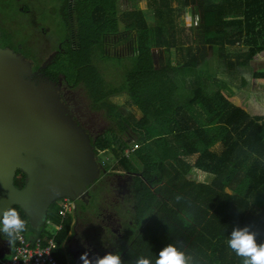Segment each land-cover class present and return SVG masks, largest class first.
Instances as JSON below:
<instances>
[{
  "label": "trees",
  "instance_id": "obj_1",
  "mask_svg": "<svg viewBox=\"0 0 264 264\" xmlns=\"http://www.w3.org/2000/svg\"><path fill=\"white\" fill-rule=\"evenodd\" d=\"M54 1L60 4L66 38L42 73L81 86L91 109L109 121L91 141L101 176L107 177L101 185L105 189L111 177L123 178L133 201V218L122 222L121 237L110 231L102 235L103 254H119L121 264H135L141 256L154 261L172 243L185 252L187 264H242L226 241L233 227L249 226L257 242H264V104L254 99L249 112L230 98L264 86V71H251L250 79L245 75L254 61L264 60V0H128L126 10L119 0ZM137 1L142 8H136ZM188 6L199 18L194 30L201 47L181 41L176 20ZM144 7L154 11L153 23ZM10 44L20 53L16 42ZM98 47L106 56L134 61L120 86H107L93 64ZM179 47L183 59L173 66L170 51ZM155 49L165 53L159 68ZM123 95L140 112L134 126L111 101ZM134 145L139 148L126 157ZM108 154L113 162L102 167L100 159ZM195 171L211 175V181L198 182ZM26 180L18 170L15 188L22 190ZM12 207L27 236L54 239L58 263L74 264L64 251L70 216L58 233L47 222L35 231L24 211ZM60 210L61 199L50 206L46 221L60 223ZM86 211L82 208L81 217L90 222Z\"/></svg>",
  "mask_w": 264,
  "mask_h": 264
},
{
  "label": "water",
  "instance_id": "obj_2",
  "mask_svg": "<svg viewBox=\"0 0 264 264\" xmlns=\"http://www.w3.org/2000/svg\"><path fill=\"white\" fill-rule=\"evenodd\" d=\"M31 72L23 54L0 46V211L19 206L38 231L55 201L81 199L102 169L59 93L26 81ZM18 170L27 178L22 190Z\"/></svg>",
  "mask_w": 264,
  "mask_h": 264
},
{
  "label": "rangeland",
  "instance_id": "obj_3",
  "mask_svg": "<svg viewBox=\"0 0 264 264\" xmlns=\"http://www.w3.org/2000/svg\"><path fill=\"white\" fill-rule=\"evenodd\" d=\"M19 3L17 4L11 0L0 2L1 48H9L11 46L10 42H16L14 47L32 63V72L29 75H25V80L36 86H51L54 92L59 93L68 114L82 126L89 134L91 141H93L110 127V123L104 114L91 109L90 101L81 86L70 84L63 76L57 82H54L42 73V70L51 64L62 51V43L66 38V29L60 14V4L54 0H31L30 3L27 0H21ZM119 4L121 10L128 8V0H119ZM194 28L192 29L193 31L183 34L185 38H181V41H184L182 44H198L200 42L201 37ZM187 35L188 42H185ZM192 41L194 42L192 43ZM155 56V63L157 68H159L160 59L158 55ZM181 56H183V52L178 54V57ZM93 64L98 68L107 86L110 87H117L123 84L126 74L134 68L132 58L106 56L100 47L95 50ZM251 65V69L245 72L248 79L251 77V71H264V60L254 61ZM240 97L241 105L251 112L254 99L264 104V86L255 85L249 87ZM111 101L120 106L123 116L134 126L135 121L140 116V112L130 102L128 96L113 97ZM115 130L118 131L117 128ZM125 138L128 139V137ZM100 161L101 166L104 167L113 162V157L108 154V156H102ZM195 173V180L198 182L211 181V175L198 171H195ZM106 179L107 177H105ZM109 181V186L96 196V201H98V206L104 214L113 217L109 218L105 227L120 238L122 235V219L120 216L122 213H125L124 218L126 219H130L133 216V201L128 195L127 186L123 178L111 177ZM71 201L75 214L77 206H80V201ZM83 222L80 220V227L77 229L79 233L82 232ZM102 223L103 221L99 220L97 224H93L91 229L88 227L90 239L109 234L107 230H102V227H100V225L104 226ZM34 238L35 235L31 234V239ZM10 245V241L0 236V260L5 258L10 250ZM98 255L103 256V250L102 252L99 251Z\"/></svg>",
  "mask_w": 264,
  "mask_h": 264
},
{
  "label": "clouds",
  "instance_id": "obj_4",
  "mask_svg": "<svg viewBox=\"0 0 264 264\" xmlns=\"http://www.w3.org/2000/svg\"><path fill=\"white\" fill-rule=\"evenodd\" d=\"M24 228V220L16 208L8 207L0 211V236L12 243ZM226 243L236 256L243 258L242 264H264V242H257L256 233L249 226L233 227ZM80 260L82 264H121L119 254L114 253L89 259L88 253L84 252ZM135 264H187V257L183 250L169 243L159 250L154 261L141 256L135 260Z\"/></svg>",
  "mask_w": 264,
  "mask_h": 264
},
{
  "label": "crops",
  "instance_id": "obj_5",
  "mask_svg": "<svg viewBox=\"0 0 264 264\" xmlns=\"http://www.w3.org/2000/svg\"><path fill=\"white\" fill-rule=\"evenodd\" d=\"M176 6L177 5H175V7ZM136 8L137 9L142 8V6H141L139 1H137ZM188 14L190 15V18H188L189 17ZM178 15H179V17L176 20V24L178 25V31L180 32V34H182L181 38L182 37L185 38V36L183 34H186L187 32L193 31L192 29L195 27L192 24L193 17L195 16L194 8L190 7V6L185 7L182 11H178ZM144 16H145L146 20L149 23H153V21H154V11L153 10L147 9L146 7H144ZM185 42H188V35L186 37ZM193 42L194 41H192V43ZM185 45H192V46H195V47H197V46L201 47V44H194V43L193 44H185ZM155 52H157V54H155ZM180 52H183L182 47H179L177 49H171L170 58H171V63H172L173 66H176L180 62V58H181V61H182L183 56L178 57V54ZM206 53H207L206 54L207 59L212 58V52H211V49L209 47H207ZM153 54H154V59L156 58L155 55H158V58L160 59V60L158 59L159 62H160V66L159 67H161L162 64L165 61V53H164V51L160 50V49L159 50L155 49V50H153ZM155 66H156V63H155ZM246 90H244V91L238 93L236 96L230 98V101L234 105H236L238 107H242L246 111H248L240 103V98H241L240 96H241L242 93H245ZM198 172H201V171H198ZM201 173L207 174V173H204V172H201ZM61 201H62V199H61ZM98 205H99V203H98ZM92 207L94 209L98 208L99 212H96L95 210H94L95 212H93V211L91 212L90 209L88 210L89 213L87 214V217L92 219L90 221L92 223L88 224L89 221L85 220L86 222L82 224V232H80V233L77 231L78 227H80L79 226L80 222H79V219L75 218L74 210L69 214V216L72 218V225H71V230H70V232L68 234L67 240H66V242L64 244V251L66 252L67 256L70 257L71 261L74 262V264H82V261L80 260V256H81L82 253L87 252L89 259H93V258L99 256L98 255L99 251L102 252V250H104L105 247H107L106 243L103 242V239H102L101 236L100 237H95L93 239H90L91 236L88 235V232H89V228L91 229L93 224L94 223L97 224L99 222V220L103 221L102 224L104 226L100 225V227H102V230H107L109 232V229H107L105 227L106 226V222L109 221V218H113V217L109 216L108 214H104V212L102 210H100L99 206H92ZM124 216H125V213H122L121 216H120L121 219H122V222L129 221V220H131L133 218V216H131L130 219H126V218H124ZM45 222H47V224H48V222H50V221H45ZM35 237H37V236L35 235ZM5 239L7 240V238H5ZM13 252H14V243L12 242L11 245H10L9 252L6 254L5 258L1 259V260L9 259L11 257V255L13 254Z\"/></svg>",
  "mask_w": 264,
  "mask_h": 264
},
{
  "label": "built area",
  "instance_id": "obj_6",
  "mask_svg": "<svg viewBox=\"0 0 264 264\" xmlns=\"http://www.w3.org/2000/svg\"><path fill=\"white\" fill-rule=\"evenodd\" d=\"M199 22L198 16L193 17L192 24L197 26ZM139 148L134 145L125 150V156L129 157L133 152ZM108 159V158H107ZM73 205L69 198H63L61 201L60 223L48 222V227L58 233L63 228V223L68 215L72 212ZM14 252L9 259L1 260L0 264H59L53 255L56 249L54 239L46 240L40 238L27 236L24 232L20 233L18 238L13 241Z\"/></svg>",
  "mask_w": 264,
  "mask_h": 264
},
{
  "label": "flooded vegetation",
  "instance_id": "obj_7",
  "mask_svg": "<svg viewBox=\"0 0 264 264\" xmlns=\"http://www.w3.org/2000/svg\"><path fill=\"white\" fill-rule=\"evenodd\" d=\"M111 53L114 54L112 49H111ZM96 161L98 163V158L97 157H96ZM104 180H105V178H102V176H100V178H98L92 185H90L88 187L87 192L85 193V195L81 199H78V201H80V206H77V208H76L75 218L79 219V222L81 220V221H84L83 223H85L86 222L85 220H87V219L81 217L82 208H87L86 215L89 213V211H88L89 209L91 210V212L92 211L95 212L94 211L95 209L91 205L98 206V201H96V196L101 194V192H103L105 186H103L101 184H102V182ZM93 191H94V194H93ZM100 197H101V195H100ZM92 201H94V202H92ZM91 223L92 222H89L88 224H91Z\"/></svg>",
  "mask_w": 264,
  "mask_h": 264
}]
</instances>
